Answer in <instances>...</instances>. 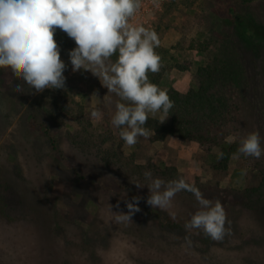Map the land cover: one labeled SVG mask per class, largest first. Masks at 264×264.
I'll list each match as a JSON object with an SVG mask.
<instances>
[{"label":"rangeland","instance_id":"1","mask_svg":"<svg viewBox=\"0 0 264 264\" xmlns=\"http://www.w3.org/2000/svg\"><path fill=\"white\" fill-rule=\"evenodd\" d=\"M145 7L148 11L132 18L134 25L154 29L160 40L167 31L180 36L175 44L156 49L162 66L159 72L148 74L149 80L158 79L160 86L181 94L198 87V67L224 55L235 39L230 23L233 13L250 11L264 25V0L250 5L237 0H163L160 10L150 1ZM205 40L212 42L205 53L189 49ZM179 42L184 48L174 49ZM75 47L61 55L67 65L61 92L69 90L83 107L77 121L63 113L53 124L39 104L31 101H43V107L50 109L49 98L39 94L44 92L33 90L10 68L0 69V206L2 201L6 205L0 213L5 220L4 226L0 224V264H43L44 259L35 255L36 243L24 231L43 215L50 226L59 224L54 235L60 251L58 264H120L119 251L125 247L135 260L132 264H264V209L259 208L261 195L255 190L264 182L261 159L233 155L228 169L218 167L221 149L244 136L232 128L234 133L222 140L224 145L183 141L169 133L163 139V131L151 129L147 121L149 137L126 145L111 124L119 97L108 93L91 71L72 70L68 53ZM115 59L114 55L111 60ZM263 60L264 56L259 58L260 66ZM185 61H192L189 70L175 68ZM17 83L23 86L22 93L16 91ZM64 101L67 98L61 101L63 106ZM95 110L100 111L99 118L91 116ZM159 117V113L150 114L149 119L170 129L169 117L163 123ZM87 131L101 135L98 142L112 156L104 163L105 171L84 160ZM26 151L33 156L36 176L45 174L37 180L40 189L27 178ZM146 171L164 181V174L169 173L173 180L194 185L205 198L219 200L231 221V235L214 241L202 230L186 232L185 223L199 208L189 191L177 193L165 209L149 206ZM135 196L141 197V211L133 222L115 223L112 210L126 212L125 201ZM116 226L119 230L114 232Z\"/></svg>","mask_w":264,"mask_h":264},{"label":"clouds","instance_id":"2","mask_svg":"<svg viewBox=\"0 0 264 264\" xmlns=\"http://www.w3.org/2000/svg\"><path fill=\"white\" fill-rule=\"evenodd\" d=\"M153 3L159 7L158 0ZM141 7L142 0H0V69L10 68L36 92L64 88L67 65L54 39L57 29L63 31L76 44L68 53L72 70L91 71L108 93L119 97L111 124L126 145L134 146L139 138L149 137L145 125L150 114L159 113L163 123L174 107L167 91L149 80L148 74L162 66L156 51L161 40L154 29L131 22ZM15 89L23 92L20 83ZM91 116L99 118L101 113L95 110ZM238 153L260 159L264 138L258 131L250 132L240 140ZM144 177L149 181L146 203L153 208L169 207L181 191L194 195L199 208L185 223L186 232L202 230L214 241L231 235V221L219 200L205 198L184 179L165 182L150 171ZM140 200L139 196L126 200V212H114L111 205L114 222L132 223L141 211Z\"/></svg>","mask_w":264,"mask_h":264},{"label":"trees","instance_id":"3","mask_svg":"<svg viewBox=\"0 0 264 264\" xmlns=\"http://www.w3.org/2000/svg\"><path fill=\"white\" fill-rule=\"evenodd\" d=\"M237 1L244 5H250L258 0ZM230 23L233 27L235 39L230 42L231 44L227 47L224 55L215 56L209 63L198 67L196 71L197 88L181 94L174 88L160 86L158 79L152 82L161 89L166 90L170 99L174 101V107L169 112V127L173 131L165 126L160 127L157 121L148 120L151 123V129L163 131V139L169 133L183 141L224 145L222 140L234 133L232 128H235L244 137L245 134L248 135L253 131H258L261 137H264V60L260 61L261 66L259 64V58L264 56V25H261L250 11L245 15L233 13ZM166 29L167 27H165ZM54 39L60 46L61 55L75 44L74 40L59 29L55 32ZM211 46L212 42L205 40L203 42L198 41L195 47L189 49L197 50L201 54L205 53ZM179 48H184L180 42L175 45L174 49ZM237 50L239 51L237 52ZM191 64L192 61H185L183 64L176 65L175 68L186 71L190 69ZM257 70H261V73H257ZM61 91L62 89H45L44 93H39L41 96L45 94L49 98L46 105L50 109L43 107V101L36 102L34 99H31V101H33L34 106L39 104V107L46 112L47 117L53 124L63 118V113L74 118L75 121L80 120L83 107L69 95V90H66L65 93ZM64 98H67V101H64L63 106L61 101ZM45 132H49L48 127L45 128ZM100 137L101 135L88 132L84 140L86 147L83 146L85 151L82 153L85 154L84 160L89 162L90 165L105 171L108 167L104 163L107 159H112V156L106 153L108 151L98 142ZM78 138L81 139V136H78ZM242 138L236 139L234 143L226 144L221 149L218 165L220 169H228L233 155L243 156L238 153L240 139ZM78 142L81 143L79 140ZM80 145L79 147H82V144ZM25 157L29 162L27 170H30L27 178L31 180V185L34 184L37 189H40L38 178L41 177L43 180L45 174L43 172V175L41 172L40 175L37 174L38 176H36L34 171L36 173L37 171L35 170L36 165L35 167L33 165L35 163L33 156L26 151ZM260 159V166L264 172V156ZM164 175H167L165 182L173 181L172 175L169 173ZM255 190L261 195L260 203H262L259 208L263 211L264 182ZM3 203L2 201V206H0L1 214L5 212L6 208ZM2 217H0V224L4 226L5 220ZM32 221V225L25 226L24 231L36 243L35 255L38 259L43 258L46 261L41 260L43 264H58L60 251L57 249L54 237L56 231L59 230L58 222L54 223L52 227L46 222L44 215L35 217ZM262 224L264 225V223ZM115 229L113 231L117 232L119 230L118 226ZM2 248L3 241H0V249ZM128 250L129 247H125L119 251L120 264H132L135 261L127 253ZM253 255L256 256V254Z\"/></svg>","mask_w":264,"mask_h":264},{"label":"crops","instance_id":"4","mask_svg":"<svg viewBox=\"0 0 264 264\" xmlns=\"http://www.w3.org/2000/svg\"><path fill=\"white\" fill-rule=\"evenodd\" d=\"M180 38L179 34H174L171 35V33L169 31H167V33L164 35V37L161 38V46L162 47H167L170 45H173L177 42V40Z\"/></svg>","mask_w":264,"mask_h":264},{"label":"built area","instance_id":"5","mask_svg":"<svg viewBox=\"0 0 264 264\" xmlns=\"http://www.w3.org/2000/svg\"><path fill=\"white\" fill-rule=\"evenodd\" d=\"M147 1H150V3L152 4V5H154V7L157 9V10H160L161 8H162V3H163V0H158V3H159V7H156L155 6V4L153 3V0H144L143 2H142V7H141V9L137 12V14L136 15H138V14H142L141 13V11H148V8H146L145 7V5L147 4ZM145 2H146V4H145ZM150 11H152V10H150Z\"/></svg>","mask_w":264,"mask_h":264}]
</instances>
